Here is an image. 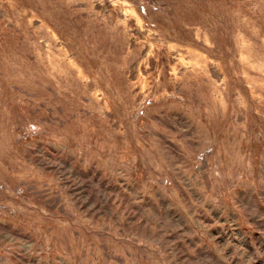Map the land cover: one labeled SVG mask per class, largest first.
Segmentation results:
<instances>
[{"label":"rangeland","instance_id":"374dc122","mask_svg":"<svg viewBox=\"0 0 264 264\" xmlns=\"http://www.w3.org/2000/svg\"><path fill=\"white\" fill-rule=\"evenodd\" d=\"M0 264H264V0H0Z\"/></svg>","mask_w":264,"mask_h":264}]
</instances>
